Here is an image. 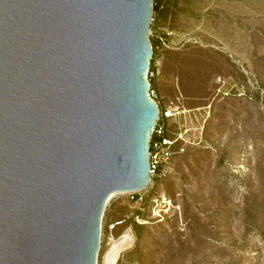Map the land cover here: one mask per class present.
Instances as JSON below:
<instances>
[{
  "label": "water",
  "instance_id": "obj_1",
  "mask_svg": "<svg viewBox=\"0 0 264 264\" xmlns=\"http://www.w3.org/2000/svg\"><path fill=\"white\" fill-rule=\"evenodd\" d=\"M154 0H0V264H97L149 184Z\"/></svg>",
  "mask_w": 264,
  "mask_h": 264
},
{
  "label": "rangeland",
  "instance_id": "obj_2",
  "mask_svg": "<svg viewBox=\"0 0 264 264\" xmlns=\"http://www.w3.org/2000/svg\"><path fill=\"white\" fill-rule=\"evenodd\" d=\"M161 2L150 84L159 107L178 98L188 110L178 130L199 144L184 142L170 178L154 181L177 211L155 219L148 206L138 221L130 195L110 199L97 264L112 247V264H264V0ZM219 81L231 95L213 98Z\"/></svg>",
  "mask_w": 264,
  "mask_h": 264
},
{
  "label": "built area",
  "instance_id": "obj_3",
  "mask_svg": "<svg viewBox=\"0 0 264 264\" xmlns=\"http://www.w3.org/2000/svg\"><path fill=\"white\" fill-rule=\"evenodd\" d=\"M153 21L154 19L152 16V24H153ZM152 37H158V36L155 33V35H152ZM158 38L162 40V38L160 37ZM152 59H154L155 70L149 72V76H148L149 82L151 78L154 76V72L156 74L158 71V69L156 68L157 63L155 59L154 50H153ZM218 83L219 84H217L218 87H217L214 97H217V96L227 97L231 95V91L229 92L225 88L222 89V87L220 86L221 82L219 81ZM235 88H236V93L234 95L241 96L242 94H244L243 92H241V90L243 89L242 86L236 85ZM150 95L152 99L155 101V103L157 104L158 117H157L155 127L152 130L149 144H148V151H149L148 153V160H149L148 187L139 193H129L128 194L130 195L131 200L137 205L136 210H142L144 198L146 194L148 193V191L154 187L155 179L156 178L165 179L166 177L171 175L173 171V167L171 163L172 156H173V147L176 145V143L181 140L184 141L185 143H189L188 140L187 141L183 140V137L181 135L182 133L180 131L178 132L177 136L174 138L166 137V132H167V128L170 125V121L174 119L180 124V122L178 121V118L181 119L185 111H188V110H184L178 104L170 105L166 109L163 107L162 108L159 107L158 102L156 101L157 94L154 92L153 89H151V84H150ZM180 126H179V130H181V128L183 127V126L182 127ZM151 207H152L151 217L155 219H160L162 215L167 214L168 211L175 212L178 209V207L174 206V204L169 199H167L165 196L154 197L152 200Z\"/></svg>",
  "mask_w": 264,
  "mask_h": 264
},
{
  "label": "trees",
  "instance_id": "obj_4",
  "mask_svg": "<svg viewBox=\"0 0 264 264\" xmlns=\"http://www.w3.org/2000/svg\"><path fill=\"white\" fill-rule=\"evenodd\" d=\"M163 4H162V2H161V0H155V2H154V5H153V10L154 11H156V12H160L161 11V9H163ZM153 29V28H152ZM154 30V29H153ZM154 37H152L150 40H151V44H152V47H153V50H154V52H156V50H157V48L159 47V46H161V43H160V41L157 39V38H154ZM153 70H155V67H154V59H152V61H151V68H150V71H153ZM150 81H152V78H151V80ZM217 87H218V85L216 84V87L213 89V92H212V94H213V98H214V95H215V92H216V90H217ZM151 89H152V87H151ZM179 99L177 98L175 101H178ZM175 101H171L170 103V105H174L175 103H173V102H175ZM169 104H167V105H164V107L163 108H168L169 106H170ZM182 108H183V106H181ZM184 109V108H183ZM186 110V109H185ZM189 111H191V110H189ZM172 121V120H171ZM173 123L171 122V124L169 125V127L167 128V132H166V137H168V138H174V137H176L177 136V134H178V132H179V126H178V122L176 121V120H174L173 119ZM171 128H175V131L174 132H172L171 131ZM184 143V141H178L177 143H176V145L173 147V156H172V166H173V162H174V158H175V155H177L178 153H179V151H181V150H183L182 149V144ZM188 146H191L192 148H195L196 147V145H198L199 143L198 142H189V143H186ZM191 147H189V149L191 148ZM219 165H221V166H224L225 167V165H224V157L223 158H221L220 160H219ZM168 178H170V175L168 176V177H166L165 179H168ZM165 179H159V178H156L155 179V182H157V181H162V180H165ZM155 190H156V188H151L149 191H148V193L146 194V196H145V198H144V202H143V205H142V210H137L136 211V216L139 218V220L138 221H141L142 219H143V214L145 213V211L146 210H144V209H146L147 208V213H146V216H150V208H148V206H151V204H152V200H153V198L154 197H157V196H161V195H158V193H156L155 192ZM142 218V219H141ZM144 220V219H143Z\"/></svg>",
  "mask_w": 264,
  "mask_h": 264
},
{
  "label": "bare ground",
  "instance_id": "obj_5",
  "mask_svg": "<svg viewBox=\"0 0 264 264\" xmlns=\"http://www.w3.org/2000/svg\"><path fill=\"white\" fill-rule=\"evenodd\" d=\"M121 194H123V193H121ZM115 246L116 247H118V246L121 247L122 245L120 246V244H118V245H115ZM116 253H117V250L114 247H112L111 251L109 252V256L107 258L106 264H112V263H114L115 257H114L113 254H116Z\"/></svg>",
  "mask_w": 264,
  "mask_h": 264
}]
</instances>
